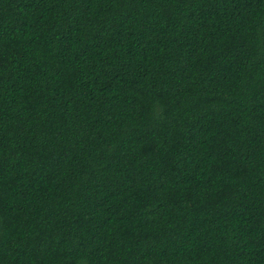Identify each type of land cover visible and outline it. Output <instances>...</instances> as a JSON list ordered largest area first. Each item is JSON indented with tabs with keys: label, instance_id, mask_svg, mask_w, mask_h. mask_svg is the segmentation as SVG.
Returning a JSON list of instances; mask_svg holds the SVG:
<instances>
[{
	"label": "trees",
	"instance_id": "1",
	"mask_svg": "<svg viewBox=\"0 0 264 264\" xmlns=\"http://www.w3.org/2000/svg\"><path fill=\"white\" fill-rule=\"evenodd\" d=\"M0 264H264V0H0Z\"/></svg>",
	"mask_w": 264,
	"mask_h": 264
}]
</instances>
